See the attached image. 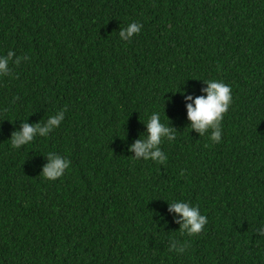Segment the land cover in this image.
<instances>
[{"label":"trees","instance_id":"16d2710c","mask_svg":"<svg viewBox=\"0 0 264 264\" xmlns=\"http://www.w3.org/2000/svg\"><path fill=\"white\" fill-rule=\"evenodd\" d=\"M9 50L28 59L0 77V264H264V0H0ZM209 79L231 88L219 143L186 118ZM152 112L176 133L164 164L129 149ZM48 153L70 161L52 181ZM175 200L199 207L201 233L180 232Z\"/></svg>","mask_w":264,"mask_h":264},{"label":"clouds","instance_id":"9594fccd","mask_svg":"<svg viewBox=\"0 0 264 264\" xmlns=\"http://www.w3.org/2000/svg\"><path fill=\"white\" fill-rule=\"evenodd\" d=\"M142 25L137 22H130L125 28H122L118 35L122 41L130 39L138 34ZM9 50L5 55H0V77L7 76L10 72L9 63L19 64L21 60H27V56H15ZM206 87L201 91L203 95L195 97L185 96L184 99L186 118L190 122L189 128L195 130L199 136L209 133V139L213 143H219L221 139V120L223 114L228 111L232 102L231 88L222 81L209 79L204 80ZM190 101V102H188ZM66 109L62 108L54 115H50L45 122L28 124L23 123L18 131H14L10 137L12 148H19L21 145H29L36 137H47L48 134L57 128L64 119ZM146 135L143 138L136 139L129 145L132 157L135 160H151L157 164H164L167 157L161 150L163 140L172 142L175 139V131L168 124L161 122L160 114L152 112L146 121ZM47 162L42 166L40 175L49 180H55L61 177L69 168L70 161L55 153H48ZM169 211L178 214L177 222L180 225V232L189 237L201 233L204 225L207 223L205 215L201 214L196 205L181 200H175L170 203ZM260 236L264 237V222H261L258 228L254 229ZM169 251L178 254L183 253L187 244H178L175 239L170 240Z\"/></svg>","mask_w":264,"mask_h":264}]
</instances>
